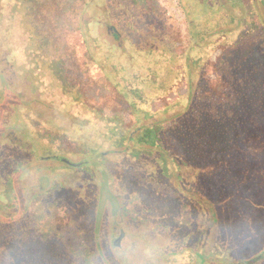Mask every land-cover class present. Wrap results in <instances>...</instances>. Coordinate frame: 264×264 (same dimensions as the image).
Wrapping results in <instances>:
<instances>
[{
  "label": "trees",
  "instance_id": "trees-1",
  "mask_svg": "<svg viewBox=\"0 0 264 264\" xmlns=\"http://www.w3.org/2000/svg\"><path fill=\"white\" fill-rule=\"evenodd\" d=\"M84 1L88 59L116 86L132 119L87 104L53 61L32 62L40 80L19 76L0 46V264H58L55 255L63 264H169L185 253L189 264H264V165L257 182L243 180L239 168L255 132L264 150V0H250L260 7L257 23L243 0H208L218 18L200 25L187 15L191 40L182 53L155 38L125 0ZM215 37L223 46L213 62L217 82L206 71ZM179 80L184 94L157 100ZM156 176L170 188L164 210L179 217L178 243L132 219L139 192L147 181L158 185ZM73 195L82 223L59 214L63 197ZM124 218L149 229L142 252L115 243ZM230 229L234 236H225ZM135 250L145 257L127 256Z\"/></svg>",
  "mask_w": 264,
  "mask_h": 264
},
{
  "label": "rangeland",
  "instance_id": "rangeland-1",
  "mask_svg": "<svg viewBox=\"0 0 264 264\" xmlns=\"http://www.w3.org/2000/svg\"><path fill=\"white\" fill-rule=\"evenodd\" d=\"M109 1L100 0V2ZM124 2L130 4L132 9L139 13L140 19L144 23H148L151 31L155 32V38H165L170 44V46L167 44L166 47L170 49L173 47L175 51L181 53L188 48L191 40V27L187 15H193L195 22L200 25L203 22L206 23L207 18H210L209 23L215 22L218 18L213 10L209 9L208 0H125ZM243 2L246 4V10H252L250 14L255 17V23L259 22V4L253 1L251 5L250 0H243ZM84 5V0H0V46L3 51H6L8 60L17 66L19 76H22L25 71L26 73L32 72L30 77L40 80L42 72L32 62L44 63L45 60L53 61L61 70L64 78L65 76L67 80L70 78L74 84L77 82L75 85L79 89L81 98L87 104L92 105L106 115H118L126 122H129L132 116L129 115L126 104H123L124 101L116 86L104 76L100 66L96 62L90 61L86 54L87 46L82 31V10ZM91 7L97 9L93 5ZM122 11L127 13L128 9H123ZM95 12L98 14V10H95ZM88 29L94 34L96 31L100 32V27L97 28L94 25H91ZM216 40L215 37L213 39L214 44L208 49L206 66V71L214 82H217L214 80L217 77V71L213 67V62L219 59L220 54L223 52L221 42ZM227 42L228 40L225 43ZM33 43L35 44L34 46L32 45ZM225 60L226 58L224 59L226 64ZM20 72L22 73L20 74ZM44 78L48 79V75H44ZM19 84L21 83L19 82ZM185 91L186 81L179 80L166 93H162L163 95H160L157 100H171L184 94ZM6 96V102H11L12 99L8 94ZM258 139L259 136L255 132V137L249 141L248 146L244 150L246 154L239 163V168L243 171V180L251 177L257 182L258 178L261 177L259 173L255 172L262 170L261 167L264 165V150L256 147V144L259 143ZM170 152L174 154L173 151L170 150ZM145 159L143 158L140 162ZM139 165L142 167V173L150 166L147 162ZM186 172L187 169L184 173ZM157 179L158 185H152L154 184L153 182L147 181L143 191L139 192L140 206L137 207L138 212L132 219L148 222L149 226L147 227L154 231L156 230L158 238L161 231H169L170 238L178 243L182 239V229H180L182 225L176 224L179 217L174 218V210H164L167 207L165 205L166 201L163 200V193H169L170 188L164 184L166 180L161 179V176ZM164 187H167L169 191H164ZM52 193L54 195V192ZM55 196H63V194ZM260 196L262 198L261 201L264 203L262 192ZM63 199V202L58 206L60 216L64 217L65 220L72 217L76 223H82L85 211L80 207L78 198L76 196H64ZM190 205L193 204L191 203ZM34 207L37 209L38 205ZM46 207L42 206L41 208L44 213L48 211ZM116 211L117 207L113 206L110 216L115 215ZM115 222H118L117 218H115ZM120 228L123 230L116 232L115 243H120L125 248L135 247L134 244H136V248L142 252V240L151 237L150 234H147L149 229L145 230L140 227L139 230H135L136 228H131L127 225V218H124L122 224H119ZM247 229L248 233H250L249 235L255 238V226L251 224L250 228ZM174 230L177 232L175 235L173 234ZM229 231L225 236L233 237L237 230L230 229ZM152 240L151 243L155 244L154 239ZM195 241L192 239L191 242ZM126 253L130 258H136L137 255L142 259L145 257L144 255L140 256L137 250L132 253L134 256L129 255V251ZM55 258L58 264H63V260L58 255H55ZM190 258V254L185 253L184 255L170 258L169 264H189ZM133 262L134 259L132 264ZM65 264H68L67 261Z\"/></svg>",
  "mask_w": 264,
  "mask_h": 264
}]
</instances>
